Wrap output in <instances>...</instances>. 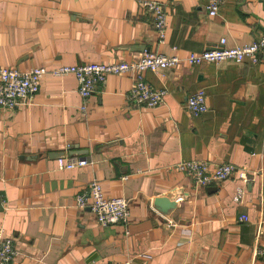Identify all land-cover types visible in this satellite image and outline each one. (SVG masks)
<instances>
[{"label":"crops","instance_id":"1","mask_svg":"<svg viewBox=\"0 0 264 264\" xmlns=\"http://www.w3.org/2000/svg\"><path fill=\"white\" fill-rule=\"evenodd\" d=\"M143 1L164 5V42ZM209 1L0 0V67L128 61L145 50L185 57L264 35V0H222L216 16ZM144 78L167 90L163 103L132 101L129 73L109 75L88 99L74 74L47 73L32 102L0 107V230L18 250L9 264H264V60L184 63ZM200 88L208 110L195 116L186 100ZM60 158L87 164L60 168ZM193 159L233 163L251 180L235 172L197 186L176 168ZM93 179L129 200L127 224L100 225L77 206Z\"/></svg>","mask_w":264,"mask_h":264},{"label":"built area","instance_id":"2","mask_svg":"<svg viewBox=\"0 0 264 264\" xmlns=\"http://www.w3.org/2000/svg\"><path fill=\"white\" fill-rule=\"evenodd\" d=\"M221 3L222 0L209 1L207 8L211 16L218 14ZM143 6L152 14V24L159 34V42H164L167 22L164 5L158 1H143ZM226 41V38H222L218 44L199 53L191 52L185 57L145 50L128 61L87 62L80 65H62L51 70L43 66L28 69L0 67V107L14 110L20 105L32 102L47 73L56 76L74 74L79 83V93L84 99H88L99 87L104 86L109 75L129 73L133 76V85L129 92L130 99L138 104L154 107L164 102L167 90L155 88L146 81L144 78L146 71L156 72L165 68H176L184 63L201 65L224 60L241 62L245 58L258 61L259 56L264 60V35L259 40L245 45L227 46ZM186 108L195 116L208 110L207 94L203 88L197 89L188 96ZM82 110L86 111L85 104ZM261 154L264 155V144ZM85 164H87L85 159L75 161L59 159L60 168H74ZM176 168L200 187L223 182L235 172H238L245 182L251 180L247 170L239 169L238 166L229 162L217 164L212 168L205 160H184L178 162ZM76 202L80 208L89 207L100 225L127 224L130 221L129 200L125 197L107 196L101 182L97 179L91 180L86 191L77 196ZM241 220H248V217L243 215ZM17 255L18 250L15 248L14 240L0 230V264H9ZM124 264H134V262L127 260Z\"/></svg>","mask_w":264,"mask_h":264}]
</instances>
